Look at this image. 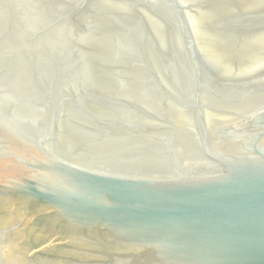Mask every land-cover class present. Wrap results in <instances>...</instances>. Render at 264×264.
<instances>
[{"label":"water","instance_id":"obj_1","mask_svg":"<svg viewBox=\"0 0 264 264\" xmlns=\"http://www.w3.org/2000/svg\"><path fill=\"white\" fill-rule=\"evenodd\" d=\"M0 264H264V0H0Z\"/></svg>","mask_w":264,"mask_h":264}]
</instances>
